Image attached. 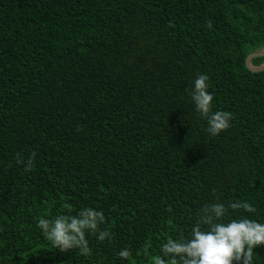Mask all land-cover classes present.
<instances>
[{
  "label": "trees",
  "instance_id": "trees-1",
  "mask_svg": "<svg viewBox=\"0 0 264 264\" xmlns=\"http://www.w3.org/2000/svg\"><path fill=\"white\" fill-rule=\"evenodd\" d=\"M261 49L264 0H0V264H152L217 198L264 222V71L245 64ZM198 73L233 114L215 137L190 99ZM84 206L113 238L60 252L38 220Z\"/></svg>",
  "mask_w": 264,
  "mask_h": 264
},
{
  "label": "clouds",
  "instance_id": "clouds-1",
  "mask_svg": "<svg viewBox=\"0 0 264 264\" xmlns=\"http://www.w3.org/2000/svg\"><path fill=\"white\" fill-rule=\"evenodd\" d=\"M207 27L211 29L212 23ZM209 76L198 73L192 81L190 99L196 113L206 121V132L218 136L231 127L233 114L229 111H213L214 95L209 91ZM16 163L26 171L34 166L36 153L16 154ZM231 209H242L254 214L256 207L250 201L226 205L219 198L205 203L196 213L195 223L187 236H167L159 252L153 256L152 264H255L254 249L264 245V222L243 216L228 218ZM103 210L84 206L72 213H61L52 218H40L37 227L60 252L78 250L81 255H90L89 237L98 241L111 240L113 233L106 225ZM132 251L125 247L116 253L127 260Z\"/></svg>",
  "mask_w": 264,
  "mask_h": 264
},
{
  "label": "water",
  "instance_id": "water-1",
  "mask_svg": "<svg viewBox=\"0 0 264 264\" xmlns=\"http://www.w3.org/2000/svg\"><path fill=\"white\" fill-rule=\"evenodd\" d=\"M258 57H264V49L251 53L250 55L247 56L245 60L246 67L252 72L264 71V62L258 66H254L252 64V60Z\"/></svg>",
  "mask_w": 264,
  "mask_h": 264
}]
</instances>
